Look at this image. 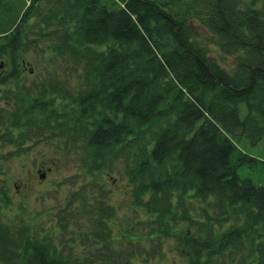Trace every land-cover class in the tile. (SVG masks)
Segmentation results:
<instances>
[{
	"label": "trees",
	"instance_id": "1",
	"mask_svg": "<svg viewBox=\"0 0 264 264\" xmlns=\"http://www.w3.org/2000/svg\"><path fill=\"white\" fill-rule=\"evenodd\" d=\"M116 1L0 0V160L59 142L86 177L40 236L4 221L0 186V264H134L170 239L186 264H264V183L238 175L264 162L237 142L264 137V0ZM118 171L144 217L115 243Z\"/></svg>",
	"mask_w": 264,
	"mask_h": 264
},
{
	"label": "rangeland",
	"instance_id": "2",
	"mask_svg": "<svg viewBox=\"0 0 264 264\" xmlns=\"http://www.w3.org/2000/svg\"><path fill=\"white\" fill-rule=\"evenodd\" d=\"M108 5L116 3V0H105ZM199 37L198 41L208 49V55L215 59L221 66L228 70L234 68L235 56L225 55L220 52L215 38L207 32L201 24L196 26ZM27 60L32 61L28 65L32 71L25 69L21 75L26 85L38 81L39 68L34 65L36 55L30 53ZM3 67L1 66L0 69ZM6 69V68H5ZM72 83L74 84L73 80ZM242 113L245 111L241 106ZM241 149L264 162V137L259 144L253 146L245 138L238 139ZM29 150L22 156H12L8 160H0V186L5 189L9 203L1 204V211L5 222L16 226H27L39 236L52 229L56 213L65 207V202L75 188L84 178L80 162L73 151H68L59 142H46L36 145L27 144ZM13 147L1 146L0 157ZM43 175V177H41ZM241 177H251L257 185L264 183V163L256 167L242 166L238 169ZM106 187L110 191V202L115 209V217L112 222V235L115 243L119 242L122 231H132L134 234L141 233V224L144 214L136 212L131 201V190L128 179L122 172H107L104 174ZM199 204L196 203L195 207ZM145 248L151 250L150 242L144 243ZM174 239L167 240L159 252H155L154 258L149 260L136 258L134 264H186L183 253L177 249ZM156 247V246H155ZM157 248V247H156Z\"/></svg>",
	"mask_w": 264,
	"mask_h": 264
},
{
	"label": "water",
	"instance_id": "3",
	"mask_svg": "<svg viewBox=\"0 0 264 264\" xmlns=\"http://www.w3.org/2000/svg\"><path fill=\"white\" fill-rule=\"evenodd\" d=\"M2 66V62H0V67ZM41 177H43V175L41 176Z\"/></svg>",
	"mask_w": 264,
	"mask_h": 264
}]
</instances>
